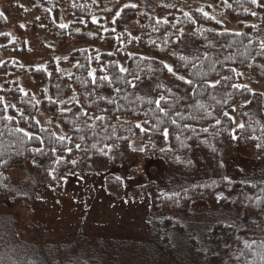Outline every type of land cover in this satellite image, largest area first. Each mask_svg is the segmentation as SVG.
I'll return each mask as SVG.
<instances>
[{"label": "trees", "instance_id": "trees-1", "mask_svg": "<svg viewBox=\"0 0 264 264\" xmlns=\"http://www.w3.org/2000/svg\"><path fill=\"white\" fill-rule=\"evenodd\" d=\"M212 1L242 28L227 29L208 5L184 7L182 0L154 7L147 0H29L35 24L58 44L90 42L58 57L42 41L40 64L20 59L28 52L24 6L12 3L10 19L0 8V197L9 195L19 163L61 192L66 173L84 164L107 169L116 156L139 152L192 172L196 150L209 177L177 195H159L152 181V201L171 211L194 199L235 208L234 223L217 221L210 231L211 262L264 264V95L243 82L245 73L264 80V40L249 22L255 11L264 19V0ZM62 10L71 15L68 23L60 21ZM133 21L137 33L129 29ZM25 73L37 94L22 86ZM41 110L50 115L46 124ZM135 139L142 149L132 147ZM235 145L259 161L254 179L226 174L223 154ZM105 186L124 194L115 173H106Z\"/></svg>", "mask_w": 264, "mask_h": 264}, {"label": "rangeland", "instance_id": "rangeland-1", "mask_svg": "<svg viewBox=\"0 0 264 264\" xmlns=\"http://www.w3.org/2000/svg\"><path fill=\"white\" fill-rule=\"evenodd\" d=\"M183 6H209V12L224 27L241 29L237 20L230 18L212 0H182ZM14 2L25 8L23 19L27 32L25 64H40V42L51 44L58 57H65L77 47L90 46L87 39H70L58 44L34 22L36 13L29 0H2L1 10L11 18ZM168 0H147L150 7ZM165 15L160 11L159 16ZM71 15L62 10L60 21L68 23ZM253 30L264 40V19L255 11L249 21ZM7 29H10L8 26ZM133 33L139 24H129ZM243 82L262 91L264 80L245 73ZM24 88L36 94L38 87L28 73L21 76ZM0 85L4 79L0 75ZM9 103L8 93H4ZM238 105L233 113L234 124L242 123ZM38 118L46 124L50 115L41 110ZM57 122H53L57 127ZM136 150L143 148L140 139L132 141ZM192 157L195 169L186 172L153 154L130 152L116 156L107 169L84 164L68 172L61 192L41 174L33 173L25 164H17L10 172L11 191L0 197V264H213L210 260L211 238L215 222L224 225L236 221L235 208H212L201 199L171 211L149 194L152 181L159 195H177L188 187L203 182L210 175L199 151ZM226 174L230 177L254 179L261 167L256 156L242 146L228 147L223 154ZM115 173L123 178L122 196L108 192L105 175ZM141 186V187H139ZM23 195L16 203L15 197Z\"/></svg>", "mask_w": 264, "mask_h": 264}]
</instances>
